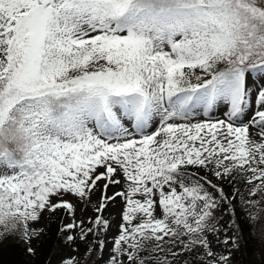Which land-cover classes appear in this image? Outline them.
<instances>
[{
	"label": "snow or ice",
	"instance_id": "obj_1",
	"mask_svg": "<svg viewBox=\"0 0 264 264\" xmlns=\"http://www.w3.org/2000/svg\"><path fill=\"white\" fill-rule=\"evenodd\" d=\"M61 212L48 264H264V0H0V234Z\"/></svg>",
	"mask_w": 264,
	"mask_h": 264
},
{
	"label": "trees",
	"instance_id": "obj_2",
	"mask_svg": "<svg viewBox=\"0 0 264 264\" xmlns=\"http://www.w3.org/2000/svg\"><path fill=\"white\" fill-rule=\"evenodd\" d=\"M224 186L229 192L234 190L232 185L225 183ZM235 186L239 187V184ZM62 216L63 214L59 216L52 215V218L49 220L48 228L42 232L40 237L33 238L32 243L37 250L36 256L26 255L24 252L26 245L20 244L14 237H5L3 234H0V264H47L51 256L55 255L53 246L57 238L61 236L59 229L62 227ZM222 219L227 220V215ZM225 234L228 233L222 228L219 236L220 241H223ZM65 243H67V241H65ZM97 243H99V241L96 240L95 237L90 238L89 245H86L83 241L77 240L81 252H83L86 247H94ZM221 244L225 247L223 243ZM97 254L98 251L96 252V255ZM237 257L243 261V264H252V261H256V264H260L261 255L259 242L257 241L255 244L250 243L248 245V250L237 253Z\"/></svg>",
	"mask_w": 264,
	"mask_h": 264
},
{
	"label": "rangeland",
	"instance_id": "obj_3",
	"mask_svg": "<svg viewBox=\"0 0 264 264\" xmlns=\"http://www.w3.org/2000/svg\"><path fill=\"white\" fill-rule=\"evenodd\" d=\"M213 179H214V178H213ZM115 207H116V206H114V205H109V208L106 209L105 215H107L108 212H109V211H112L113 208H115ZM117 210H118V209H117ZM83 211H84V209H81V212H83ZM77 215L79 216V213H78ZM51 218H52V215L48 217V220H50ZM67 219H69L68 215L64 218L63 223H64ZM109 219H110V220H115L116 217H115V215H113V216L109 217ZM47 227H48V224H47ZM47 227H46L45 229H43L42 232H43L44 230H46ZM102 239H103V233L101 234V240H102ZM219 247H222V248H223V246H222L221 244L219 245ZM99 257H100V254L98 255V257H97L96 259H99ZM47 264H48V262H47Z\"/></svg>",
	"mask_w": 264,
	"mask_h": 264
}]
</instances>
